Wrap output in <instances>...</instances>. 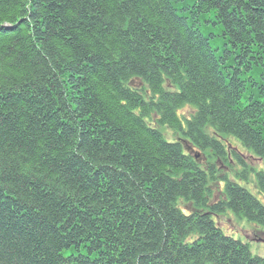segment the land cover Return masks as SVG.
<instances>
[{
  "label": "trees",
  "instance_id": "obj_1",
  "mask_svg": "<svg viewBox=\"0 0 264 264\" xmlns=\"http://www.w3.org/2000/svg\"><path fill=\"white\" fill-rule=\"evenodd\" d=\"M191 1L0 0V264H264V0Z\"/></svg>",
  "mask_w": 264,
  "mask_h": 264
},
{
  "label": "rangeland",
  "instance_id": "obj_2",
  "mask_svg": "<svg viewBox=\"0 0 264 264\" xmlns=\"http://www.w3.org/2000/svg\"><path fill=\"white\" fill-rule=\"evenodd\" d=\"M188 5H192V1L189 0ZM211 16H207L206 18L201 19L200 22V28L201 30L209 35L211 32L215 34H219V30L217 29V25L212 24L211 22H207L206 20H210ZM243 100H246L244 97ZM188 111H191V109L184 110V113L187 114ZM162 130H167L165 127H161ZM168 139H171V136L167 133ZM232 144L236 146V148H239V151L244 154V157L247 161L256 164V170H260L263 168V164L261 163V160L258 158L253 157L245 147L237 140V139H230L228 138ZM198 152L199 150L196 149ZM242 150V151H241ZM201 158L203 156L199 155ZM205 161V159L203 158ZM240 166H236L234 168V171H232L229 176L231 179L236 181L237 183L247 187L256 197H258L260 200H263L262 195L258 192V189L256 187V174L255 171H249V174L247 175V179L239 176L237 173H240L241 171ZM220 193L217 190V196H219ZM216 221L221 225L224 232L228 235H231L237 239L242 240L243 242L249 243L251 252L254 255H259L264 257V243L261 241H258L257 239L263 238L264 239V233L256 232V230H263L264 227L257 225L255 223H251L247 221L246 219H238L233 214L227 213V215H222L218 217V220ZM257 238V239H256Z\"/></svg>",
  "mask_w": 264,
  "mask_h": 264
}]
</instances>
